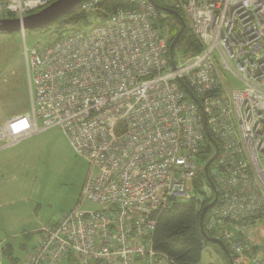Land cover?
<instances>
[{
	"label": "built area",
	"instance_id": "1",
	"mask_svg": "<svg viewBox=\"0 0 264 264\" xmlns=\"http://www.w3.org/2000/svg\"><path fill=\"white\" fill-rule=\"evenodd\" d=\"M53 1L0 0V20H22ZM100 2L79 6L92 13ZM127 3L102 24L40 47L23 43L30 110L0 123V145L60 128L91 170L81 199L99 207L76 206L43 226L24 264H59L68 255L79 264H171L153 249V216L177 200L194 197L200 206L213 195L207 181L202 195L193 186L204 117L218 145L208 168L217 201L205 224L218 228L232 264H264L252 250L264 223V0H173L169 8L201 48L173 57V68L155 25L164 15L149 0Z\"/></svg>",
	"mask_w": 264,
	"mask_h": 264
},
{
	"label": "rangeland",
	"instance_id": "2",
	"mask_svg": "<svg viewBox=\"0 0 264 264\" xmlns=\"http://www.w3.org/2000/svg\"><path fill=\"white\" fill-rule=\"evenodd\" d=\"M157 1L166 7H170L173 2ZM93 13H90L86 24L79 26L81 30L99 21ZM57 28L58 26L51 25L49 29L24 30V33L0 32V122L11 115L30 110L23 43L29 48L44 46L59 35ZM70 31L73 30L68 32ZM162 31L168 39V28L162 26ZM41 123L39 120L38 125L41 126ZM13 147L12 165L15 176L14 180L5 183L4 189L8 191L7 196L14 201L9 204L10 207L0 209V240L12 237L10 241L13 256L18 259L16 264H20L35 241L33 230L53 223L63 212L77 206L90 168L85 160L74 154L67 138L58 127H51L30 136ZM203 164L204 160H201V170ZM92 173H96L95 169ZM20 195L25 196L24 199L19 198ZM195 195L199 196V193L196 192ZM79 208L99 209L96 204L87 200H82ZM24 233L31 236L26 239L23 237ZM252 237L260 247L259 256L264 258V224L257 226ZM229 254L232 260V255L230 252ZM201 264H226V261L213 243L206 242L201 253Z\"/></svg>",
	"mask_w": 264,
	"mask_h": 264
},
{
	"label": "trees",
	"instance_id": "3",
	"mask_svg": "<svg viewBox=\"0 0 264 264\" xmlns=\"http://www.w3.org/2000/svg\"><path fill=\"white\" fill-rule=\"evenodd\" d=\"M127 6H128L127 0H101V2L99 3L98 9L94 11L93 13L94 16L99 19V21L96 22L95 24L96 25L102 24L111 13H114L119 8H124ZM158 12L159 14H163L164 17L163 18L159 17L156 20L155 25L161 30H162V26H166L168 28L167 42L168 44H170L173 38L175 37V35L180 30L181 23L175 17H173V15L169 13H165L161 11H158ZM89 15H90V12L87 13V12L82 11L80 9V6L78 5L77 7L73 8L69 12V14L60 17L55 23L51 24L52 26H58L57 29H58L59 35L55 38V40L58 39L60 36H62L63 33H66L71 29L73 31L77 30V28L79 29V26L82 23L86 24V22L89 19L88 18ZM180 16L182 17V14ZM183 20L185 22V28H184L182 35L178 39V41L175 43L173 57L174 59L180 58L181 60H186L196 55L197 53H199L201 48H200L198 41L192 35L191 30L186 20L184 18ZM51 25L44 27L42 29H49ZM207 143H208V140L204 139V144L201 147V150L199 153L200 161L204 160V164L214 154L213 146L208 147ZM212 164L213 162L211 163L210 166H212ZM89 171H88V174H89ZM95 171L97 172V169H95ZM205 181H207L205 178V175L203 174L202 170H199L193 180V186H194L195 193L197 192L201 195L204 193L202 191V185L205 183ZM83 186L84 184L82 185V188ZM213 195H211L210 198H207L205 202L202 203L200 206H198V200H196L194 197H191L184 201L177 200L174 202V204L170 208H167L161 212L154 214L153 217L156 223H155V227H154V230L152 232V237H151L153 249L164 254V256H166L167 259L171 261V264H201V253L204 247V243L208 241L205 240L200 230L199 215H200L201 209L206 204L212 201ZM82 200L83 199H81V192H80V200L77 204L78 208ZM68 211H65V212H68ZM207 211L204 215V220H203L204 222L203 226H204L205 233L207 236L217 238L219 237L217 236L218 228L211 230V229H208L205 224L207 214H208ZM56 221H54L53 223H49V224L54 225ZM262 224L264 223H260L259 226ZM42 227L38 229V239H37L35 246L27 254L26 259L22 261L20 264H24L28 260L29 255L35 251L38 245V240L41 234ZM30 236L31 235L29 233L24 234V238H27ZM10 240L11 239H8L7 242L3 246H0V253L3 254V256L8 257L13 264H16L18 262V259L13 256V251H12L13 247H12ZM211 243L215 245V247L219 251L222 258L226 261V264H229L227 256L223 253L219 245L214 242H211ZM252 250L254 252L259 253L260 247L257 244H255ZM262 250L264 252V247H262ZM65 260L66 262H64ZM79 263H80V260L78 259V257L72 256V255H68L65 258H62L61 261L59 262V264H79Z\"/></svg>",
	"mask_w": 264,
	"mask_h": 264
},
{
	"label": "water",
	"instance_id": "4",
	"mask_svg": "<svg viewBox=\"0 0 264 264\" xmlns=\"http://www.w3.org/2000/svg\"><path fill=\"white\" fill-rule=\"evenodd\" d=\"M83 1L84 0H54L47 7L43 8L42 10L38 12L25 16L22 20H19L18 18L1 19L0 20V32L10 33V32L33 30V29L47 27L55 23L60 17L69 14V12L73 8L77 7ZM149 1L155 6L157 10L173 15V17H175L181 23L180 30L178 31V33L175 35V37L169 44V64L173 68L174 67V60H173L174 46L184 31L185 22L183 18L180 16V14L174 11L173 9L163 6L157 3L155 0H149ZM179 83L181 87L189 95V97L193 99V101L196 103V105L199 107V109L202 112V107L199 101L193 96L190 90L182 82L179 81ZM204 133H205L206 139L208 140L207 146L208 147L213 146L215 150L214 154L209 158V160L203 166V174L205 175L206 180L210 184V187L213 190L214 196H213L212 201L201 209V212L199 215V227H200V230L205 240L208 242H214L218 244L221 250L223 251V253L227 256L229 264H232L229 251L227 250L225 244L218 238L207 236L204 230V226H203L204 224L203 220H204V215L206 211L210 209L216 203V200H217V191L215 189V184L213 183L210 176L208 175V168L218 155V145L215 142V140L212 138V136L210 135V132L207 128L205 117H204Z\"/></svg>",
	"mask_w": 264,
	"mask_h": 264
},
{
	"label": "crops",
	"instance_id": "5",
	"mask_svg": "<svg viewBox=\"0 0 264 264\" xmlns=\"http://www.w3.org/2000/svg\"><path fill=\"white\" fill-rule=\"evenodd\" d=\"M13 149H14V147L13 148L12 147L11 148H2L0 146V209L6 208V207H10L9 204L12 201H14L13 198H10V197L7 196V192L8 191L6 189H4V187L6 186L5 183L8 180H14V176H15L14 175L13 165H12L13 161H14ZM18 187H19V192H20L21 191L20 185H18ZM24 197L25 196L20 195L19 198L24 199ZM39 228L40 227H38L37 229L33 230L34 235H35V241H34L33 245L30 247V249L25 253L22 261H24L26 259L27 254L35 246V244L37 242V239H38V229ZM23 237H24V235H23ZM11 238L12 237H8L7 239L0 240V246H3L7 242V240L11 239ZM28 238L29 237H27L26 239H28ZM5 259H7V261H5ZM66 260H68V259H66ZM66 260L64 262H66ZM8 263L13 264L8 257L3 256V254L0 253V264H8Z\"/></svg>",
	"mask_w": 264,
	"mask_h": 264
},
{
	"label": "flooded vegetation",
	"instance_id": "6",
	"mask_svg": "<svg viewBox=\"0 0 264 264\" xmlns=\"http://www.w3.org/2000/svg\"><path fill=\"white\" fill-rule=\"evenodd\" d=\"M156 2H158L157 0H155ZM159 3V2H158Z\"/></svg>",
	"mask_w": 264,
	"mask_h": 264
},
{
	"label": "clouds",
	"instance_id": "7",
	"mask_svg": "<svg viewBox=\"0 0 264 264\" xmlns=\"http://www.w3.org/2000/svg\"><path fill=\"white\" fill-rule=\"evenodd\" d=\"M24 33V31H22Z\"/></svg>",
	"mask_w": 264,
	"mask_h": 264
}]
</instances>
